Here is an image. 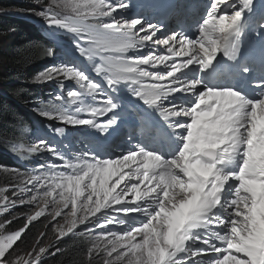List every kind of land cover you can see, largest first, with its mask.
<instances>
[{
	"label": "snow or ice",
	"instance_id": "1",
	"mask_svg": "<svg viewBox=\"0 0 264 264\" xmlns=\"http://www.w3.org/2000/svg\"><path fill=\"white\" fill-rule=\"evenodd\" d=\"M63 7L71 15L51 6L37 14L49 28L74 34L76 50L100 80L71 62L54 64L35 81H55L62 90L73 81L77 88L67 93L69 107L57 94L60 104L37 111L111 134L134 100L146 106L141 135L107 158L93 150L70 158L43 139L14 147L53 159L30 173L12 170L21 178L12 192L19 205H45L18 230L4 234L11 221L0 223V264H8L10 249L49 200L53 219L69 209L58 239L79 225L95 235L88 264L101 253L103 264H264V75L252 78L242 49L249 32L264 37V11L254 0H207L188 32L161 36V26L142 13L124 15L130 0H64ZM44 54L55 55L51 48ZM225 67L233 82H214ZM6 191L0 187V213L17 206ZM45 253L38 247L11 264H40Z\"/></svg>",
	"mask_w": 264,
	"mask_h": 264
},
{
	"label": "trees",
	"instance_id": "2",
	"mask_svg": "<svg viewBox=\"0 0 264 264\" xmlns=\"http://www.w3.org/2000/svg\"><path fill=\"white\" fill-rule=\"evenodd\" d=\"M34 2L48 3L45 0H0V10L27 11L33 9L31 5ZM38 27L34 21L20 15L0 14V38L6 41L0 43V166L15 168L18 165L24 170L19 169L21 173H27L31 158L24 150L14 151V147L23 145L26 149L27 140L22 141L27 139L33 129L31 125L34 126L36 121L30 109L31 101H36V112L42 106L50 110L54 104L46 95L52 81H35L37 74L50 67L49 57L44 54L50 46ZM21 104L25 106L23 111L20 109ZM10 179L13 177L0 172V185L7 184ZM43 223H30L16 247L21 246L24 251L28 249L27 246L35 244ZM24 224L22 220L14 221L9 231L18 230ZM94 239L85 232L69 234L59 241L56 247L59 252L56 249V254L50 255L42 264H88L87 249ZM100 255H94L91 264H103Z\"/></svg>",
	"mask_w": 264,
	"mask_h": 264
},
{
	"label": "rangeland",
	"instance_id": "3",
	"mask_svg": "<svg viewBox=\"0 0 264 264\" xmlns=\"http://www.w3.org/2000/svg\"><path fill=\"white\" fill-rule=\"evenodd\" d=\"M48 1L47 4L45 3H35L32 4V8L33 9H29L27 11H13V10H0V14H4V15H9L11 13H13V15H20L22 17H26L29 19H33L34 21H36L39 25H41L42 29L46 28L45 31H43L47 36H52L54 38H57L59 36V34H64L65 30H61V29H55V28H49L48 25L45 23V20L43 17L39 16L37 13L43 11L44 9L48 8V7H52L54 9L55 12H58L60 10V12H64V13H68L71 14L68 10H66L63 7V3L64 0H45ZM60 5V7H56V5ZM133 12V8L129 9L127 12L124 13L125 16L128 15H132ZM60 15V13H57ZM51 29V30H50ZM54 40L55 44L58 45L59 40ZM5 38L1 39L0 38V43H3L2 41H4ZM6 41H4L5 43ZM74 43V42H71ZM76 54L78 56H80V53L78 51H76ZM99 60H96V63H99ZM85 63V62H84ZM92 66H90V70L87 71V74L90 76L91 73H94L92 70ZM82 116V115H81ZM82 118H84L82 116ZM58 123H60V121L57 120ZM72 129L74 130V140L72 141V145L69 148H65V153L68 157H74L75 155L79 154L80 152L83 151H88V150H96V147H88L87 145H84L83 143V139H85L86 136H82L83 133L86 131L87 126H71ZM46 154L49 153L46 152ZM44 157V156H43ZM70 157V158H71ZM53 158L51 156H49V159H46L43 161V158L40 157L38 159L39 161V167L43 164L46 163V161L48 160H52ZM57 163H59V161H56ZM12 170H19L18 167L15 168H11V167H2L0 166V172H2L4 175H7L9 177H13V179H10V181L7 184H2L0 185V187H4L7 189V191L5 192V195L8 196L9 200H17V206L16 207H11L8 211L0 213V223H3L4 221H11V223L9 225H6V228L3 230L4 234L10 233L11 231H9V226L14 222V221H24V223L26 222V217L28 215H30L33 211H35L37 208H43V206L45 205V201L44 200H38L37 202H35L32 205H19L18 203V197L13 196L12 192L13 190L18 191V189H14L13 186L18 185L20 183V177L17 175H14ZM27 187H31V185H27ZM54 212V207L51 203V201L49 200L47 208H45L44 214L37 218V220L33 221V222H39V221H44L43 226L41 227L40 231L38 232L37 235V240L35 241V244L31 245V246H27L28 249L22 251L21 246L16 247V243L13 246L12 249H10L9 254H8V264H11L12 261H14L18 256L19 257H24L27 258V254L29 252H34V249L36 251H38V247H45L47 249V253L42 254L41 256V261L40 264L44 263L45 260H48V258L50 257V255H53V253L56 251V247L58 246V243L60 240L62 239H58V229L62 226L64 228V230L66 231L68 225L66 223L65 220V215H67V213L69 212V209H63V212L65 213V215H61L59 217H56L55 219H53V215L52 213ZM69 219H71V217H68ZM32 223V222H31ZM84 225H79L78 229L83 228ZM14 231L16 229H13ZM76 231V230H75ZM44 234L43 236H41V234ZM66 237V236H65ZM63 237V238H65ZM39 240V245L37 246V241ZM22 251V252H21ZM100 259L102 260L103 263V253H101V255L99 256Z\"/></svg>",
	"mask_w": 264,
	"mask_h": 264
},
{
	"label": "bare ground",
	"instance_id": "4",
	"mask_svg": "<svg viewBox=\"0 0 264 264\" xmlns=\"http://www.w3.org/2000/svg\"><path fill=\"white\" fill-rule=\"evenodd\" d=\"M259 3L263 5V0H259ZM42 207H44L43 204H42ZM38 210H40V208H37V209H36L35 211H33L30 215H34L35 212L38 211Z\"/></svg>",
	"mask_w": 264,
	"mask_h": 264
}]
</instances>
